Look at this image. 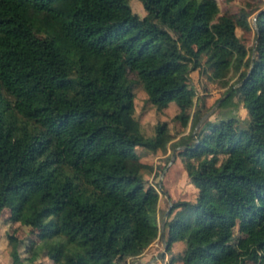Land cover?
Wrapping results in <instances>:
<instances>
[{"label":"trees","instance_id":"1","mask_svg":"<svg viewBox=\"0 0 264 264\" xmlns=\"http://www.w3.org/2000/svg\"><path fill=\"white\" fill-rule=\"evenodd\" d=\"M139 1L141 16L128 0H0V215L30 226L52 264H119L156 237L126 204L155 212L157 192L137 161L169 144L193 196L170 204L166 264H255L264 254V4ZM236 29L251 32V44ZM229 66L236 77L213 104L238 94L247 117L204 119L192 133L211 105L193 100L189 72L211 79ZM136 84L158 114L173 105L179 131L160 117L153 135L139 131ZM70 122L87 124L55 148ZM8 241L11 262L22 264L15 236Z\"/></svg>","mask_w":264,"mask_h":264},{"label":"rangeland","instance_id":"2","mask_svg":"<svg viewBox=\"0 0 264 264\" xmlns=\"http://www.w3.org/2000/svg\"><path fill=\"white\" fill-rule=\"evenodd\" d=\"M257 2L259 6H263L264 0H250ZM219 11L222 10H236L237 6L243 3V0H215ZM128 5L132 13L141 16L144 14V10L139 0H128ZM256 17L254 11L250 17V23L253 25ZM237 33L240 34L245 41L249 44L252 42V33H240L239 29H236ZM211 74V71H208ZM236 77V74L229 66L224 75H220L218 71H215L211 75V79H208L201 70L194 69L189 72V82L195 89V96L193 100H203L204 107L213 106L215 98H217L226 86L231 83ZM221 80H226L223 84ZM251 91L247 90L245 96H250ZM233 103L227 106L213 107L209 113L202 119L213 120L216 116H226L229 113H234L240 117H247V110L241 104V97L236 94L232 98ZM210 106V107H211ZM145 109L142 111V109ZM7 108L12 113L11 103L7 101ZM170 105L163 108V112L159 113L154 109V106L150 103H145V92L139 85L134 86V98H133V109L131 112L132 117L137 121L138 129L144 136L153 135L155 132V124L158 122V118L167 119V125L170 133L174 134L179 131V125L171 118ZM209 109V108H208ZM12 117V116H11ZM18 114H13V120L15 123H27L29 119L20 117ZM87 123L70 122L63 130L59 132V136L54 140V147L59 149L61 145L66 144L67 137L71 132L77 128L84 127ZM188 130V125L185 126L184 132ZM177 136L172 137L170 140H174ZM177 151V147L171 148L169 144H166L165 149H158L150 152H143V156L137 162H141L139 171L141 175L146 178L147 181L152 182L153 187L157 192V207L154 213H150L144 207H135L131 204H126V211L130 215L132 222L137 228H140L143 232L154 230L156 237L150 242L148 248V257L151 259L150 263L161 260L162 255L158 258H154L158 252L163 249L159 238L160 223L162 217L170 207L171 202L191 200L193 196V188L191 187L186 172L180 161L179 156H174L170 161L171 153ZM156 154H160L158 158L154 157ZM177 155V153H176ZM156 158V159H155ZM192 161L191 159H188ZM170 210V209H169ZM175 209L166 218H171ZM6 212V211H5ZM264 219V215L262 217ZM32 228L26 224H23L20 220L8 221L5 214L0 215V264H13L11 262V256L9 254L10 243L8 241V235H14L16 238V251L19 260L22 264H52L47 259V254L44 255L45 248L38 242H31ZM236 235L235 233H233ZM30 248L27 247L29 244ZM240 248L243 249L244 242L238 243ZM36 249L32 255L29 249ZM38 248V249H37ZM134 249V248H133ZM132 249V250H133ZM47 250V249H46ZM46 252V251H45ZM163 254V253H162ZM155 255V256H154ZM35 257V258H34ZM31 261V259H33ZM130 260V259H129ZM128 260V261H129ZM149 263V264H150ZM54 264H67V262L61 257ZM119 264H128L127 261H119ZM247 264H254L251 260ZM255 264H264V254L260 253Z\"/></svg>","mask_w":264,"mask_h":264},{"label":"crops","instance_id":"3","mask_svg":"<svg viewBox=\"0 0 264 264\" xmlns=\"http://www.w3.org/2000/svg\"><path fill=\"white\" fill-rule=\"evenodd\" d=\"M171 107L173 108V105ZM172 111H173V109H171V112ZM147 154H148V152H147ZM149 154H151V153H149ZM159 156H161V155L160 154H156L154 157L158 158ZM159 238H160V235H159ZM160 241H161V239H160ZM151 244H155V243H149L141 252L136 253V254H132L131 256L127 257V259L125 261H127L128 264H149L151 259L148 257L147 250L151 246ZM161 244H162V242H161ZM179 249H180V245L178 243L173 244V246L171 248L172 252H175V251H177ZM156 256H157V254H156ZM167 256H168L167 254H164V256H163V258L161 260H157L156 262L151 263V264H166Z\"/></svg>","mask_w":264,"mask_h":264},{"label":"water","instance_id":"4","mask_svg":"<svg viewBox=\"0 0 264 264\" xmlns=\"http://www.w3.org/2000/svg\"><path fill=\"white\" fill-rule=\"evenodd\" d=\"M219 100L217 102H215V104L213 106H211L208 110H206L202 115L201 117L198 119V121L196 122L195 126H194V130L192 131V133H194L195 129L197 128V126L200 124V122L202 121V119L209 113V111L215 107L217 104H218ZM174 157V152L171 153V157H170V161L173 159ZM170 207L167 208V210L165 211L163 217H162V220H161V223H160V232H159V235H160V239H161V242L163 244V249L158 252L157 256L155 258H158L159 256L162 255L163 251H164V247H165V244H164V231H163V227H164V221H165V217H166V213L169 211Z\"/></svg>","mask_w":264,"mask_h":264}]
</instances>
